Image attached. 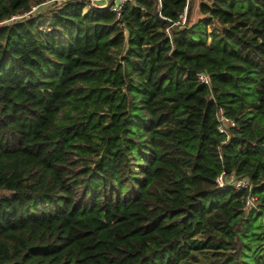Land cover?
<instances>
[{
    "label": "trees",
    "instance_id": "1",
    "mask_svg": "<svg viewBox=\"0 0 264 264\" xmlns=\"http://www.w3.org/2000/svg\"><path fill=\"white\" fill-rule=\"evenodd\" d=\"M194 4L0 0V264H239L254 214L264 247V0Z\"/></svg>",
    "mask_w": 264,
    "mask_h": 264
},
{
    "label": "built area",
    "instance_id": "2",
    "mask_svg": "<svg viewBox=\"0 0 264 264\" xmlns=\"http://www.w3.org/2000/svg\"><path fill=\"white\" fill-rule=\"evenodd\" d=\"M92 3H96L99 5H106L107 8L116 14V16L120 15V11L125 3H127L130 0H89ZM186 12H187V6L183 8V11L179 15V19L177 21L172 22L169 27L172 26H178V25H184L186 20ZM167 27L165 29L166 33H168ZM197 77L200 82L208 84V77L204 73H198ZM216 120H217V129L220 133H223L225 135H228V128L230 126H233V121L229 119L227 116H225L223 110L220 108L216 113ZM215 184L218 189L224 188V187H232L237 191L243 192V207L246 211H251L253 209H256L257 207V197L252 192L253 184L251 183L250 179L248 177L243 176H237L234 173L226 174L224 171L220 172L216 178H215Z\"/></svg>",
    "mask_w": 264,
    "mask_h": 264
},
{
    "label": "rangeland",
    "instance_id": "3",
    "mask_svg": "<svg viewBox=\"0 0 264 264\" xmlns=\"http://www.w3.org/2000/svg\"><path fill=\"white\" fill-rule=\"evenodd\" d=\"M200 0H194V7L191 13V22H196L197 19L201 18V14L198 11L197 4ZM204 1H210V0H204ZM52 3V1H48L41 6H34L31 10V12L35 13L41 10L42 8L46 7ZM27 14L24 15H14L11 17V20H18L21 17H26ZM47 21L48 17L43 14V16L38 20V28L37 31H40L41 33L48 30L47 27ZM213 27L216 28V24H213ZM208 44H210V41L208 40ZM1 195L7 194L6 191L2 190L0 191ZM247 226L249 229V234L247 235L245 247L243 250V254L240 258L239 264H264V247L260 248L259 244L262 243V235H263V227H262V218L261 216L253 215L251 219L247 221ZM260 237V239H256V237ZM225 254L222 255L224 257ZM199 262L198 263H192V261L184 260L180 262L179 264H204L207 263L210 259H212V255L209 252H205L198 255Z\"/></svg>",
    "mask_w": 264,
    "mask_h": 264
}]
</instances>
